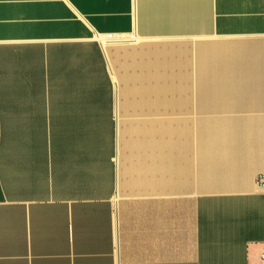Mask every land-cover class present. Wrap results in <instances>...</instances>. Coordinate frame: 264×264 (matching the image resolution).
Wrapping results in <instances>:
<instances>
[{"label":"crops","instance_id":"obj_1","mask_svg":"<svg viewBox=\"0 0 264 264\" xmlns=\"http://www.w3.org/2000/svg\"><path fill=\"white\" fill-rule=\"evenodd\" d=\"M261 175L264 0H0V264H261Z\"/></svg>","mask_w":264,"mask_h":264},{"label":"rangeland","instance_id":"obj_2","mask_svg":"<svg viewBox=\"0 0 264 264\" xmlns=\"http://www.w3.org/2000/svg\"><path fill=\"white\" fill-rule=\"evenodd\" d=\"M103 37V36H102ZM124 38H133L134 36H131V37H128V36H123ZM102 42H103V39L101 38ZM137 44L139 45H142V41H137L136 42ZM104 44V43H103ZM105 45V44H104ZM138 45V46H139ZM133 45H128V46H113V45H105V48H106V52H107V56H108V59H109V63H110V69H111V72H112V75H113V79L116 83V87H117V91H118V95H119V103L120 104H123L125 102V96H124V93H125V90L127 89V84L123 81V76L126 74V72L128 71L127 69H125L123 66H122V62L124 60H139V56H133L132 59H130L127 55L125 56V48L127 50H129L130 48H132ZM126 50V51H127ZM186 52H188L185 56V58H183V60L185 61V63H190L192 64V49H190L189 51L187 50ZM193 67V65H192ZM192 67L190 68V72L193 73V70H192ZM133 71V70H132ZM140 71L136 70L134 68V72L133 73H139ZM196 100V97L195 99ZM129 115H135V114H129ZM138 115V114H137ZM154 116H158L160 114H156L154 113L153 114ZM167 117H170V118H173L175 117L174 114H172L171 112L167 114ZM193 117H195L193 115Z\"/></svg>","mask_w":264,"mask_h":264},{"label":"bare ground","instance_id":"obj_3","mask_svg":"<svg viewBox=\"0 0 264 264\" xmlns=\"http://www.w3.org/2000/svg\"><path fill=\"white\" fill-rule=\"evenodd\" d=\"M101 38L103 39V43L105 45H113V44H117L120 42L128 41L127 39L123 37L119 38L117 35H113L112 39H107V36H103V37L101 36Z\"/></svg>","mask_w":264,"mask_h":264},{"label":"built area","instance_id":"obj_4","mask_svg":"<svg viewBox=\"0 0 264 264\" xmlns=\"http://www.w3.org/2000/svg\"><path fill=\"white\" fill-rule=\"evenodd\" d=\"M113 34L107 35V39H112ZM258 183L264 185V175H261L257 178ZM261 264H264V252L261 254Z\"/></svg>","mask_w":264,"mask_h":264}]
</instances>
